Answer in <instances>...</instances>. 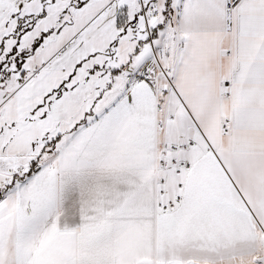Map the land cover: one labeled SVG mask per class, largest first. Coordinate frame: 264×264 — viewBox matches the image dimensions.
Wrapping results in <instances>:
<instances>
[{
	"label": "snow or ice",
	"instance_id": "snow-or-ice-1",
	"mask_svg": "<svg viewBox=\"0 0 264 264\" xmlns=\"http://www.w3.org/2000/svg\"><path fill=\"white\" fill-rule=\"evenodd\" d=\"M0 264H264V0H0Z\"/></svg>",
	"mask_w": 264,
	"mask_h": 264
}]
</instances>
